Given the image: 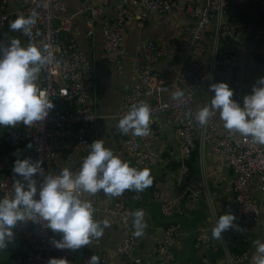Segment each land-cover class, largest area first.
<instances>
[{
    "label": "built area",
    "instance_id": "1",
    "mask_svg": "<svg viewBox=\"0 0 264 264\" xmlns=\"http://www.w3.org/2000/svg\"><path fill=\"white\" fill-rule=\"evenodd\" d=\"M253 1L258 5L264 28V0ZM14 2L17 10L8 14L3 9V0H0V31L7 26L11 17L15 20L18 15L28 16L36 12L38 17L32 36H26L22 31H17L18 35L24 45H52L55 54L53 63L44 66L38 80L39 86L54 104L46 119L31 126L18 122L15 126L0 128V140L4 146L11 149L29 146L17 159L40 160L45 176L59 175L65 168L73 173L78 172L80 167L69 165L54 173L53 165L67 150L74 156L87 155L90 151L93 142L83 132L72 130V127L83 124L88 130L95 131L101 124V117L94 111L92 102L95 91L93 72L73 33L74 16L84 17L91 24L100 18L104 38L102 59L120 76L124 70L127 25L131 20L142 27L147 16L155 18L158 23H167L182 15L188 22L180 25L168 47L153 40L140 43L137 51L139 63L132 71L120 105L113 115L119 121L133 104L147 102L151 108L150 134L138 137L131 132L125 135L119 131L118 138L126 148L128 159L137 167L150 163L147 150L163 135V128L154 122L158 117H163L167 126L175 128L182 159L192 155L197 140L202 146L213 145L217 157L233 174L232 195L228 203L237 218L235 224L242 227L257 224L261 209L253 200L248 186L256 178L264 200V145L255 144L250 137L222 127L218 113L204 126L198 124L195 116L201 107L210 104L214 95L210 91L211 84L227 83L234 90L233 99L242 102L244 82L237 72L243 69L245 59L256 52L260 43H264V33L262 36L252 34L250 27L230 22L226 0H100V6L81 3L74 16L66 14L62 0ZM113 4L112 13L102 17L103 9ZM61 33L65 35L64 38ZM208 51L209 58L206 59ZM166 57L169 61L159 71L155 65ZM177 89L184 92V97L178 101L171 99ZM197 96L202 97V106L197 104ZM69 142L72 143L70 148ZM17 159L12 161L9 155L4 154L0 160L1 198L11 197L14 182L22 179L13 172ZM181 173L187 203L195 206L205 193L206 184L184 166ZM34 179L37 180L38 198L44 177L36 174ZM107 197L103 191L92 196L83 194V198L92 202L95 214L104 216L109 225H118L122 240L112 251L98 249L100 241L94 240L93 247L97 250L84 252L81 264H89L92 255L99 256L101 264H113V257L121 260L120 264H158L141 259L137 253L141 243L133 235L135 209L130 205L126 191L119 197H111L108 206H100L99 200ZM152 197L159 204L160 215L170 222L163 230L162 241L154 245L151 252L155 256H162L166 263H172L175 260L174 244L180 233V225L175 219L183 212L176 203L158 192L154 191ZM13 232L12 241L17 245L23 242L25 252L13 257L11 264H48L50 258H63L72 264L76 250L56 248L51 240H60L62 234L53 236L46 221L18 222ZM195 248L214 250L215 245L202 232L196 236ZM243 259V255L227 254L229 264L242 262Z\"/></svg>",
    "mask_w": 264,
    "mask_h": 264
},
{
    "label": "crops",
    "instance_id": "2",
    "mask_svg": "<svg viewBox=\"0 0 264 264\" xmlns=\"http://www.w3.org/2000/svg\"><path fill=\"white\" fill-rule=\"evenodd\" d=\"M66 6V14L74 16L81 3L100 6V0H62ZM228 4V20L237 26H248L252 34L263 35L264 28L260 19L258 5L253 0H226ZM113 5L103 9V16L107 17L112 13ZM3 9L8 14L16 12L17 7L14 0H3ZM101 17V18H102ZM0 31V49L8 46L11 39H19L24 45L23 39L17 31H10L9 24ZM184 16L170 19L167 23H158L151 16L146 17L142 27L137 26V21L131 20L127 25V35L124 43V70L122 75H117L114 69L106 64L102 59V49L104 38L101 29L100 18L92 24L81 16H74L72 19L73 33L77 39L78 46L85 56L91 71L93 72L95 91L92 95L94 111L101 117V124L95 131H90L83 124L72 127V130L83 132L91 142L103 140L105 146L111 148L114 153L121 156L122 160L130 163L138 169L148 168L153 176V185L143 192L132 191L129 198L130 205L145 213L146 227L143 235L137 237L140 241L139 257L151 263L158 264H229L227 254L243 255L242 262L235 264H253L252 256L255 252L254 241L261 239L264 241V200L258 190V180L252 179L249 182V192L253 200L259 205L261 212L257 224L251 227L239 226V230L229 229L222 233L221 239L212 238V229L220 215L232 211L228 198L232 195L231 182L233 178L226 166L216 155L213 145H203L196 141V147L188 159L180 156L176 130L165 124L163 117L155 119V125L163 128V135L153 144L147 153L150 156V163L144 167L135 166L127 157L126 148L118 138V120L113 118L120 105L123 94L128 85L132 71L138 65L137 51L139 45L144 40H153L157 44L168 47L169 42L179 31L181 24L187 23ZM89 23V24H88ZM58 25L59 22H56ZM61 37L65 35L61 33ZM209 58V51L205 56ZM169 58H162L155 65L160 71L167 64ZM237 75L244 82L243 98L250 94L252 87L257 81L264 77V43H260L256 52L244 61V66ZM197 104L202 106L201 96L196 98ZM241 102V103H242ZM220 125L223 121L220 119ZM3 126H0V128ZM72 143L69 142L68 148ZM143 145V144H142ZM29 149L28 145H23L18 149H11L4 146L5 154L14 161ZM86 155L74 156L70 150L65 151L54 163L53 172H60L69 165L80 167ZM186 167L187 171L193 173L195 178L201 179L206 184V191L201 200L195 206H190L186 200V194L181 184V167ZM158 192L169 201L176 203L182 210V215L175 219L180 225V233L176 238L173 252L175 260L166 263L162 256H155L151 250L154 245L160 243L163 238V230L169 224V220L163 218L159 213V204L153 199L152 193ZM131 192V191H130ZM111 197L101 198L100 206H108ZM95 218L101 221L106 220L104 216L95 214ZM206 233L215 245V249L195 248V239L198 233ZM100 246L98 249L112 251L122 240L121 231L118 225H109L105 229L104 235L98 239ZM94 241V240H93ZM92 241V242H93ZM76 250L72 264H81L82 255L86 251H96L93 243ZM24 254L25 250H22ZM113 264H120L121 260L113 257Z\"/></svg>",
    "mask_w": 264,
    "mask_h": 264
},
{
    "label": "clouds",
    "instance_id": "3",
    "mask_svg": "<svg viewBox=\"0 0 264 264\" xmlns=\"http://www.w3.org/2000/svg\"><path fill=\"white\" fill-rule=\"evenodd\" d=\"M38 14L18 15L9 24L10 31H22L31 37ZM54 49L50 44L22 45L19 39H11L8 46L0 49V126H15L23 122L31 126L46 119L54 104L39 84V74L44 66L53 63ZM214 94L210 104L201 107L195 119L200 126L219 114L223 126L230 132L250 137L252 142L264 145V77L253 85L243 102L233 99L234 90L225 82L210 85ZM184 92L177 89L171 99L181 100ZM151 108L147 102L133 104L118 121L121 133L146 137L150 134ZM13 172L22 179L14 182L11 197L0 198V250L14 238L13 229L18 222L46 221V226L62 234L60 240L51 243L58 249L79 250L98 240L109 227L108 221L95 218V208L89 196L103 193L119 197L126 190L143 192L153 185L148 168L138 169L105 146L103 140L90 144V151L83 159L78 172L63 169L59 175H44L41 161L31 158L17 159ZM44 177L37 198V180ZM134 236H142L146 223L144 211L133 213ZM236 216L229 211L220 215L212 229V238L221 239L229 229L239 230ZM253 264H264V241H254ZM48 264H68L66 259L50 258ZM89 264H101L100 257L92 255Z\"/></svg>",
    "mask_w": 264,
    "mask_h": 264
},
{
    "label": "trees",
    "instance_id": "4",
    "mask_svg": "<svg viewBox=\"0 0 264 264\" xmlns=\"http://www.w3.org/2000/svg\"><path fill=\"white\" fill-rule=\"evenodd\" d=\"M5 154L4 145L0 140V160L2 156ZM126 194L130 197L133 193L129 190H126ZM22 251L16 242L11 241L8 243L7 247L3 250H0V264H11V259L16 255H20Z\"/></svg>",
    "mask_w": 264,
    "mask_h": 264
},
{
    "label": "water",
    "instance_id": "5",
    "mask_svg": "<svg viewBox=\"0 0 264 264\" xmlns=\"http://www.w3.org/2000/svg\"><path fill=\"white\" fill-rule=\"evenodd\" d=\"M0 198H1V196H0ZM57 235H58V233L53 232V236H57ZM18 246L20 249L25 250V244L23 242H19Z\"/></svg>",
    "mask_w": 264,
    "mask_h": 264
}]
</instances>
